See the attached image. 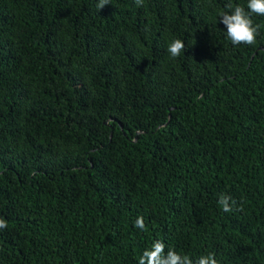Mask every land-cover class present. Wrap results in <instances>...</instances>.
<instances>
[{"label": "trees", "instance_id": "1", "mask_svg": "<svg viewBox=\"0 0 264 264\" xmlns=\"http://www.w3.org/2000/svg\"><path fill=\"white\" fill-rule=\"evenodd\" d=\"M98 2L0 0V264H264V16L234 45L248 0Z\"/></svg>", "mask_w": 264, "mask_h": 264}, {"label": "clouds", "instance_id": "2", "mask_svg": "<svg viewBox=\"0 0 264 264\" xmlns=\"http://www.w3.org/2000/svg\"><path fill=\"white\" fill-rule=\"evenodd\" d=\"M135 3L137 7H141L144 0H135ZM108 4H110V0H99L96 5L97 10L101 11ZM227 7L229 9L233 8L230 3ZM253 14L264 16V0H248L247 10L243 6L237 5L232 11L221 13L220 22L226 27L227 37L234 45H252L256 43L260 25L254 24L251 18ZM185 48L186 45L183 40L175 39L169 43L167 52L171 57L176 58L185 51ZM218 204L225 213L237 210L235 207L237 201L230 195H221ZM134 223L136 228L147 230L143 216H138ZM7 227V221L0 218V230ZM138 264H220V261L216 258L214 252L200 255L193 259L189 255H182L174 249L168 248L164 241L156 240L151 248L143 251Z\"/></svg>", "mask_w": 264, "mask_h": 264}]
</instances>
